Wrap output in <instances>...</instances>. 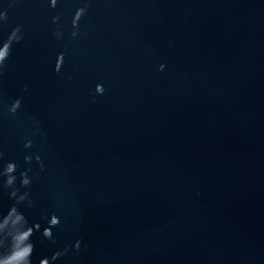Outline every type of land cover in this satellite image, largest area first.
Returning <instances> with one entry per match:
<instances>
[{"label": "water", "instance_id": "obj_1", "mask_svg": "<svg viewBox=\"0 0 264 264\" xmlns=\"http://www.w3.org/2000/svg\"><path fill=\"white\" fill-rule=\"evenodd\" d=\"M3 9L0 41L17 26L24 38L0 77V168L15 162L35 201L20 206L41 225L33 264L65 248L56 264H264V0ZM14 203L0 189V213ZM52 214L55 243L42 236Z\"/></svg>", "mask_w": 264, "mask_h": 264}, {"label": "clouds", "instance_id": "obj_2", "mask_svg": "<svg viewBox=\"0 0 264 264\" xmlns=\"http://www.w3.org/2000/svg\"><path fill=\"white\" fill-rule=\"evenodd\" d=\"M15 0H13V3ZM60 0H50V7L52 9L57 8ZM87 14V7H80L76 10L72 20L73 31L71 33L73 38L78 37L80 33V21ZM61 17L59 15L53 17V23L59 24ZM9 20L8 10H0V24L6 23ZM57 38L63 36V33L57 31L54 33ZM24 38L22 27H15L7 39L0 41V77H3L4 71L7 67V61L12 55L13 46L19 44ZM65 56L63 53L59 54L55 65V72L59 74L63 70ZM165 70V65L160 66V71ZM27 91V88H25ZM105 88L102 84H98L95 89L96 95H103ZM22 107V100H15L9 111L15 115ZM26 148L32 147V142L29 141L25 145ZM4 153L0 151V161H3ZM36 162L40 165L41 171L44 170V164L40 156H35ZM33 157L27 155L24 157L26 164H31ZM18 165L15 162H8L2 168H0V178H3V183L0 184V189L9 193V198L14 200L15 203L11 205L6 214L0 213V264H33L32 256L35 251V245L32 243L33 235L41 230L40 224L30 225L26 216L21 212L20 206L26 205L28 208L35 206V201L31 198L30 191H24L21 193L20 188H17V170ZM31 168L20 172V187L23 189H30L32 184V178L29 173ZM45 219L48 220V227L43 229L42 236L52 243H55V236L53 229L60 226V218L52 214L45 215ZM87 250V245L83 240H77L74 248L76 252H80L81 248ZM72 249L65 248L63 251L55 252L50 258H44L40 260V264H56L61 257L67 255Z\"/></svg>", "mask_w": 264, "mask_h": 264}]
</instances>
